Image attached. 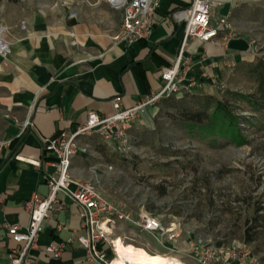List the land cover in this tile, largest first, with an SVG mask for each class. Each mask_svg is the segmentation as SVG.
I'll use <instances>...</instances> for the list:
<instances>
[{
    "label": "crops",
    "instance_id": "1",
    "mask_svg": "<svg viewBox=\"0 0 264 264\" xmlns=\"http://www.w3.org/2000/svg\"><path fill=\"white\" fill-rule=\"evenodd\" d=\"M157 1L152 31L131 45L113 40L120 28V14L112 35L96 33L92 26L77 22L75 15L65 11L57 22L54 16L45 20L36 12L24 19L5 18L0 23V37L7 45L5 55H0V140L16 138L19 123L26 118L33 124L10 148L0 152V264H9V249L15 246L6 224L25 227L29 220L25 202L33 195H47L45 177L53 170V157L44 151L47 138L73 131L89 112L111 115L115 97L120 98L121 108L141 102L160 89L161 69L172 66L179 56L180 89L205 94L213 92L231 66L246 56L251 59L248 39L230 35L235 29L230 16L238 6L237 0H216L212 24L218 25L221 20L225 24L218 36L207 42L185 39L183 24L170 18L172 11L187 7L192 0ZM23 21L25 26L21 28ZM150 112L144 109L139 113L140 126H148ZM80 142L89 144L91 154L78 153L72 158V179L89 181L96 173L105 194L124 188L116 180L117 172L106 169L111 164L101 160L94 139L82 138ZM62 201L60 211L50 212L40 244L63 243L65 249L59 259L42 249L36 251L32 264H100L87 260L84 250L70 242L80 233L79 209L68 199ZM140 207L133 208V213ZM159 220L165 226L175 223L174 233L159 236L128 222H117L113 235L122 247L160 255L169 264H198L193 249L199 238L183 232L188 224H179L177 218L169 223Z\"/></svg>",
    "mask_w": 264,
    "mask_h": 264
},
{
    "label": "rangeland",
    "instance_id": "2",
    "mask_svg": "<svg viewBox=\"0 0 264 264\" xmlns=\"http://www.w3.org/2000/svg\"><path fill=\"white\" fill-rule=\"evenodd\" d=\"M237 3L230 16L235 26L230 35L248 39L250 60L246 56L231 66L210 94L182 88L148 105L145 109H151L152 115L148 114V126H140L136 118L124 152L113 150L97 136L92 139L101 160L111 164L117 182L124 186L106 194L110 200L128 199L132 209L143 205L166 223L177 218L179 224H188L183 232L217 245L246 244L264 261V234L244 241L246 222L257 209L264 215L263 117L257 126L240 119L241 135L235 129L220 133L192 126L186 119L196 109L195 98L204 95L227 102L239 117L253 116L238 95L254 90L246 65L256 55L264 56V0ZM63 11L101 35H112L119 25V12L106 0H0V23L36 12L45 20L54 16L57 22ZM19 25L23 28L24 21Z\"/></svg>",
    "mask_w": 264,
    "mask_h": 264
},
{
    "label": "built area",
    "instance_id": "3",
    "mask_svg": "<svg viewBox=\"0 0 264 264\" xmlns=\"http://www.w3.org/2000/svg\"><path fill=\"white\" fill-rule=\"evenodd\" d=\"M106 2L120 14V28L113 36L114 41L131 45L150 34L154 25L157 0H106ZM216 5V0H192L187 7L172 11L170 18L175 23L183 24L185 39L196 38L201 42H207L215 39L220 27L225 24L224 20L218 25L212 24ZM6 51V43L0 39V55H5ZM180 62L181 56L172 66L161 69L162 86L141 102L121 108L120 98L115 97L112 100L114 112L111 115L103 117L98 113L89 112L84 122L73 131L61 132L45 140L44 151L53 157L51 163L53 170L45 177L48 192L44 197L33 195L25 202V209L29 214L25 227L6 224L7 234L15 242V246L9 249V264H32L36 259L35 252L41 249L53 259L61 257L66 244L47 243L41 246L40 235L50 212L63 208L62 199L75 203L79 209L80 233L70 242L81 247L89 261L100 264L113 263L117 257L115 246L117 237L113 235L117 222H128L142 231L159 236L174 233L177 227L175 223L163 225L153 213L147 212L143 205L134 214L129 207L128 199L110 200L102 190L101 180L96 173L93 172L94 175L89 181H74L69 169L75 155L91 154L89 144L80 142L82 138L97 136L113 150L124 152L128 149L129 132L139 113L148 105L169 98L180 90ZM32 126L29 118L21 121L17 137ZM16 138L0 140V152L10 148ZM105 167L109 171L112 170L111 165ZM196 245L193 256L198 264H264V261L246 244L217 245L199 239Z\"/></svg>",
    "mask_w": 264,
    "mask_h": 264
},
{
    "label": "trees",
    "instance_id": "4",
    "mask_svg": "<svg viewBox=\"0 0 264 264\" xmlns=\"http://www.w3.org/2000/svg\"><path fill=\"white\" fill-rule=\"evenodd\" d=\"M246 74L254 81V90L247 95H238L244 100L253 112V116H238L227 102L204 95L195 98L196 109L190 111L186 116L188 123L192 126H202L208 130H218L227 133L235 129L239 135L243 129L239 128L238 122L243 120L246 124L257 126L264 120V56L256 55L254 61L246 65ZM262 116L263 120L259 117ZM256 121V122H255ZM257 209L255 215L245 224L244 241L255 239L257 233L264 234V215H259Z\"/></svg>",
    "mask_w": 264,
    "mask_h": 264
},
{
    "label": "bare ground",
    "instance_id": "5",
    "mask_svg": "<svg viewBox=\"0 0 264 264\" xmlns=\"http://www.w3.org/2000/svg\"><path fill=\"white\" fill-rule=\"evenodd\" d=\"M121 244L122 243L118 242V238L115 239L117 257L114 259L112 264H169L168 261L160 255L150 256L145 253L138 252L133 247L125 245L122 247Z\"/></svg>",
    "mask_w": 264,
    "mask_h": 264
}]
</instances>
